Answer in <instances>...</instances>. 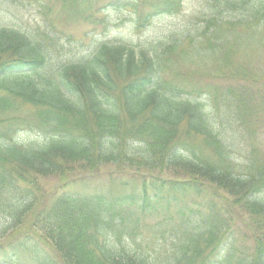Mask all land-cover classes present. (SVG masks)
<instances>
[{
    "label": "trees",
    "instance_id": "1",
    "mask_svg": "<svg viewBox=\"0 0 264 264\" xmlns=\"http://www.w3.org/2000/svg\"><path fill=\"white\" fill-rule=\"evenodd\" d=\"M1 1L48 11L43 0ZM109 2L133 11L137 29L183 9L182 0ZM72 5L90 19L91 6ZM201 6L163 50L102 43L61 63L48 61L40 31L0 26V264H264V155L232 140L228 118L217 125L203 110L205 91L163 67L168 50L258 36L264 0ZM225 94L210 98L254 135L240 90ZM76 166L90 173L41 183Z\"/></svg>",
    "mask_w": 264,
    "mask_h": 264
},
{
    "label": "rangeland",
    "instance_id": "2",
    "mask_svg": "<svg viewBox=\"0 0 264 264\" xmlns=\"http://www.w3.org/2000/svg\"><path fill=\"white\" fill-rule=\"evenodd\" d=\"M48 8L42 12L37 9H15L5 5L0 0V26L16 27L21 31H40V39L49 51V60L61 63L72 57L86 56L102 43L120 44L140 52L150 53L155 49L163 50L161 41L171 32L177 30L182 22L189 21L195 13L202 8L203 0H182L183 9L175 16H157L146 28H136L133 22V11L123 7L111 5V0H43ZM64 1V2H63ZM74 3V5H72ZM28 5V3H27ZM71 5L75 8L92 7L86 9L90 19H79L72 13ZM10 8L11 12L4 8ZM35 8V7H32ZM46 31L49 36H43ZM259 34L253 35L249 40H244L226 47L206 45H185L178 49L165 52L163 66L167 79L198 86L205 91L200 95L203 110L212 115L216 124L220 125L219 118L224 115L234 127L225 122L223 131L235 142H252L262 155H264V24L260 26ZM230 72L236 76H229ZM240 73V74H239ZM228 75V76H226ZM227 87L240 90L246 99L247 110L251 109L248 116L249 126H254V135L243 133L242 126L234 123L226 113L223 103L218 108L212 97L216 95L218 102L223 100ZM211 94V98H210ZM27 135H33L32 132ZM26 135V137H27ZM31 138V137H29ZM28 138V139H29ZM116 169V165H107L103 171ZM90 173L88 169L75 167L65 175H52L41 178L45 189H54L65 180ZM141 216V215H138ZM160 212L151 216H141L144 220L155 222L163 218Z\"/></svg>",
    "mask_w": 264,
    "mask_h": 264
}]
</instances>
